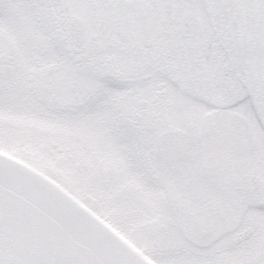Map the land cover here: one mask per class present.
I'll list each match as a JSON object with an SVG mask.
<instances>
[{"label":"snow or ice","instance_id":"snow-or-ice-1","mask_svg":"<svg viewBox=\"0 0 264 264\" xmlns=\"http://www.w3.org/2000/svg\"><path fill=\"white\" fill-rule=\"evenodd\" d=\"M0 264H264V0H0Z\"/></svg>","mask_w":264,"mask_h":264}]
</instances>
